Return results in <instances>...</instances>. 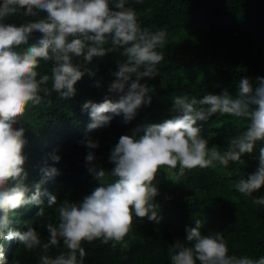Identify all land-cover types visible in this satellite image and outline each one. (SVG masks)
<instances>
[{
  "label": "trees",
  "instance_id": "trees-1",
  "mask_svg": "<svg viewBox=\"0 0 264 264\" xmlns=\"http://www.w3.org/2000/svg\"><path fill=\"white\" fill-rule=\"evenodd\" d=\"M0 264H264V0H0Z\"/></svg>",
  "mask_w": 264,
  "mask_h": 264
},
{
  "label": "rangeland",
  "instance_id": "rangeland-1",
  "mask_svg": "<svg viewBox=\"0 0 264 264\" xmlns=\"http://www.w3.org/2000/svg\"><path fill=\"white\" fill-rule=\"evenodd\" d=\"M159 182H160V180H157V181H156V183H159ZM161 183H162V182H161Z\"/></svg>",
  "mask_w": 264,
  "mask_h": 264
}]
</instances>
